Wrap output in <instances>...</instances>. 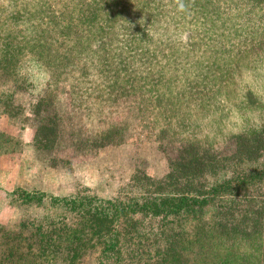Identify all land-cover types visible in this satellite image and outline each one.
Instances as JSON below:
<instances>
[{
  "label": "rangeland",
  "instance_id": "1",
  "mask_svg": "<svg viewBox=\"0 0 264 264\" xmlns=\"http://www.w3.org/2000/svg\"><path fill=\"white\" fill-rule=\"evenodd\" d=\"M47 1L55 11L41 7L48 6L44 0H0V63L7 51L2 40L6 31L14 39L8 49L17 51L25 80L13 98L24 110L8 114L0 107V226L5 230H33L35 218L48 213L34 201H23L21 190L126 197L139 191L132 185L134 174L164 176L170 159L187 142L224 156L234 151L238 139L264 130V0H212V9L202 0H188L183 13L174 0H132L148 6L151 18L147 77L143 85L102 103L96 98L99 90H87L94 83L88 71L107 53L120 51L104 43L116 36L112 47L125 44L126 29L103 23L102 36L108 41L84 24L73 30L78 32L76 41L73 31L61 29L56 35L62 47L56 51L76 62L67 74H53L55 105L38 107L50 94L44 83L51 77L45 74L56 70V61L51 56L34 58L32 53L46 48L35 47L37 33L50 41V28L61 20L52 16L66 14L58 5L63 0ZM97 42L104 45L97 48ZM41 62L47 63V70ZM82 62L86 68L81 70ZM9 79L0 70L1 89L12 84ZM73 83L82 84L87 104H73ZM75 94L83 98L78 89ZM111 126L121 129L122 142L98 146L96 134ZM68 217L73 223V216ZM262 239L264 233L255 234L231 247L233 264H260L256 256ZM227 246L214 243V255L226 253Z\"/></svg>",
  "mask_w": 264,
  "mask_h": 264
},
{
  "label": "trees",
  "instance_id": "2",
  "mask_svg": "<svg viewBox=\"0 0 264 264\" xmlns=\"http://www.w3.org/2000/svg\"><path fill=\"white\" fill-rule=\"evenodd\" d=\"M44 1L48 6L40 3L41 7L55 11L53 4ZM211 1L202 0L212 9ZM58 5L66 11L63 15L66 18L52 16L53 20H61L50 28L51 40L44 41L49 38L38 32L35 47L46 48L40 49L36 56L32 53L35 59L46 60L51 56L56 61V70L45 74L51 77L44 83L50 94L46 101L38 102V107L55 105L51 97L56 92L53 74L56 71L67 74L70 65L76 62L68 53L56 51L62 47L56 34L61 29L73 31L79 24L92 28L95 36L101 32L98 38L106 41L108 37L102 36V28L107 23L115 22L127 31L123 37L125 44L120 47L111 45L116 43V36L109 44L104 43L112 50L121 49L114 55L107 53L93 66L95 69L88 71L94 83L87 90L92 89L95 94L99 90L100 97L96 98L102 103L143 85L148 73L145 62L151 36L148 6L132 0H63ZM77 33L73 31L74 41ZM9 34L5 31L2 39L7 51L0 63V70L12 81L5 90L0 87L1 112L8 114L25 108L13 99L25 80L20 75L17 51L8 49L9 42L14 40ZM104 44L97 42L96 47ZM76 59L80 60L78 56ZM134 62L140 66H134ZM82 64L81 70L86 68ZM46 65L40 64L47 70ZM100 78L102 81L97 82ZM81 85L71 84L73 104H87ZM77 89L83 98H77ZM56 127L55 120L51 131L55 132ZM123 138L121 129L111 126L99 131L94 140L100 146L120 143ZM169 166V172L160 178L134 174L132 185L139 191L126 197L104 198L86 192L56 196L21 190L19 197L23 201H34L48 213L35 218L33 230L12 232L0 226V264H233L236 259L231 247L264 233V130L238 139L234 151L224 156L215 155L209 146L187 142L170 159ZM70 214L73 223L69 221ZM262 241L256 256L260 264H264ZM214 243L229 245L227 252L214 255Z\"/></svg>",
  "mask_w": 264,
  "mask_h": 264
},
{
  "label": "clouds",
  "instance_id": "3",
  "mask_svg": "<svg viewBox=\"0 0 264 264\" xmlns=\"http://www.w3.org/2000/svg\"><path fill=\"white\" fill-rule=\"evenodd\" d=\"M178 12H187L189 8L188 0H174Z\"/></svg>",
  "mask_w": 264,
  "mask_h": 264
}]
</instances>
